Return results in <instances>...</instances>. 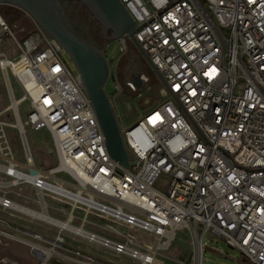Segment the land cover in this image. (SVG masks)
<instances>
[{
    "label": "built area",
    "instance_id": "built-area-1",
    "mask_svg": "<svg viewBox=\"0 0 264 264\" xmlns=\"http://www.w3.org/2000/svg\"><path fill=\"white\" fill-rule=\"evenodd\" d=\"M120 2L167 84L159 104L121 128L128 168L109 156L62 46L33 19L19 41L0 13V44L18 51H0L10 100L0 109V240L26 246L36 264H166L162 253L184 230L181 264H202L208 234L264 264V0ZM118 40L123 53L130 37ZM27 128L48 130L56 165L34 163Z\"/></svg>",
    "mask_w": 264,
    "mask_h": 264
},
{
    "label": "rangeland",
    "instance_id": "rangeland-1",
    "mask_svg": "<svg viewBox=\"0 0 264 264\" xmlns=\"http://www.w3.org/2000/svg\"><path fill=\"white\" fill-rule=\"evenodd\" d=\"M16 13L17 18L14 23L17 25V29L14 31V35L19 41H22L34 30L35 26L28 14L19 12L17 8ZM129 44L123 53L120 50L118 39L112 41L104 39L100 46V49L105 51V56L109 64V77L106 80L104 88L112 101L114 113L122 129L132 126L142 114L152 109L162 100V84L152 71L151 72L154 74L153 79L145 72L137 76L140 80V84L137 85L134 91L127 90L126 82L129 81L128 79L122 80L121 78H117L116 73L118 71L122 70L124 71L123 74H125L129 71V66L134 63L132 57L133 53H129ZM133 47L135 48L134 45ZM0 50L2 52L11 53L13 57L18 55V51H15L14 45L8 41L0 44ZM135 50L137 54H140L136 48ZM64 59L67 66L72 71H75V67L67 54L64 55ZM135 77L136 76H133L132 80ZM10 78L14 97L18 98L22 95V90L19 84L16 83L12 77ZM117 81L121 87L120 92H117L115 88ZM9 102L10 100L6 92L4 77L0 71V109L3 105L9 104ZM20 110L22 121H24L25 115L29 111L28 101L22 103ZM10 117H12V114ZM26 131V138L34 158V163L40 167L56 165L58 163V158L55 151H53V142L48 130L42 128L39 131H31L27 128ZM6 133L14 153L22 158L23 149L17 129L15 127H7ZM158 185L165 186V182H159ZM80 244L99 255H103V251L95 249V247H92L90 244L82 241ZM204 245L205 249L203 252L202 264H249L236 248L231 247L220 237H211V235L208 234L204 238ZM189 248L188 236L184 230H180L176 233V237L172 241L170 247L162 253V257L165 259L166 264H179L180 258L187 257ZM36 262V256H34L26 246L16 241L9 242L0 240V264H36Z\"/></svg>",
    "mask_w": 264,
    "mask_h": 264
},
{
    "label": "water",
    "instance_id": "water-1",
    "mask_svg": "<svg viewBox=\"0 0 264 264\" xmlns=\"http://www.w3.org/2000/svg\"><path fill=\"white\" fill-rule=\"evenodd\" d=\"M100 25V33L107 41L127 35L131 44L154 72L161 84L167 87L161 72L134 37L137 26L120 0H78ZM19 7L51 38L55 39L71 59L79 74L84 91L90 100L104 144L109 156L124 168L133 158L128 152L121 128L104 85L109 77V64L105 51L80 37L70 23L61 0H0V5ZM136 85L140 80L133 79ZM52 264H58L53 261Z\"/></svg>",
    "mask_w": 264,
    "mask_h": 264
},
{
    "label": "flooded vegetation",
    "instance_id": "flooded-vegetation-1",
    "mask_svg": "<svg viewBox=\"0 0 264 264\" xmlns=\"http://www.w3.org/2000/svg\"><path fill=\"white\" fill-rule=\"evenodd\" d=\"M65 13L76 33L96 47L101 46L103 36L100 25L78 0H61ZM96 28L98 29L96 31Z\"/></svg>",
    "mask_w": 264,
    "mask_h": 264
},
{
    "label": "trees",
    "instance_id": "trees-1",
    "mask_svg": "<svg viewBox=\"0 0 264 264\" xmlns=\"http://www.w3.org/2000/svg\"><path fill=\"white\" fill-rule=\"evenodd\" d=\"M18 9V8H17ZM19 10V9H18ZM19 12L22 13L21 10H19ZM0 13L3 15V17L7 20V22L12 23L15 21V19L17 18V13H16V7L14 6H10L7 4H2L0 5ZM98 29L96 28V31ZM129 53H133L132 57H133V61L134 63H132L129 66V71L126 72L125 74H123L124 71H118L116 73L117 78H121L122 80H130L133 78V76H139L142 73H147V75L153 79L154 78V74L151 72L149 66L146 64V62L144 61V59L141 57L140 54H137L135 48L133 47L132 44H129ZM128 56V54H127ZM126 56V58H127ZM126 58H125V62H126Z\"/></svg>",
    "mask_w": 264,
    "mask_h": 264
},
{
    "label": "crops",
    "instance_id": "crops-1",
    "mask_svg": "<svg viewBox=\"0 0 264 264\" xmlns=\"http://www.w3.org/2000/svg\"><path fill=\"white\" fill-rule=\"evenodd\" d=\"M0 51H1V50H0ZM180 260H184V258H182V259L180 258ZM179 264H181V262H180Z\"/></svg>",
    "mask_w": 264,
    "mask_h": 264
},
{
    "label": "bare ground",
    "instance_id": "bare-ground-1",
    "mask_svg": "<svg viewBox=\"0 0 264 264\" xmlns=\"http://www.w3.org/2000/svg\"><path fill=\"white\" fill-rule=\"evenodd\" d=\"M13 105H14V102H13V104L11 106H13Z\"/></svg>",
    "mask_w": 264,
    "mask_h": 264
}]
</instances>
